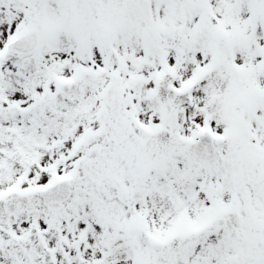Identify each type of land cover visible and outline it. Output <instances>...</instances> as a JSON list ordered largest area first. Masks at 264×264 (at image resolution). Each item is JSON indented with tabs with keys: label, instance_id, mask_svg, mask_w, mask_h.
<instances>
[{
	"label": "snow or ice",
	"instance_id": "6c2138e0",
	"mask_svg": "<svg viewBox=\"0 0 264 264\" xmlns=\"http://www.w3.org/2000/svg\"><path fill=\"white\" fill-rule=\"evenodd\" d=\"M0 264H264V0H0Z\"/></svg>",
	"mask_w": 264,
	"mask_h": 264
}]
</instances>
